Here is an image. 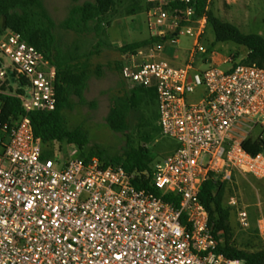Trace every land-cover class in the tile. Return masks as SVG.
I'll return each instance as SVG.
<instances>
[{"label": "built area", "instance_id": "built-area-1", "mask_svg": "<svg viewBox=\"0 0 264 264\" xmlns=\"http://www.w3.org/2000/svg\"><path fill=\"white\" fill-rule=\"evenodd\" d=\"M147 2L150 41L126 52L120 73L154 90L157 124L177 143L150 175L75 151L44 156L28 114L55 107L56 68L20 33L0 36V56L12 63L0 59V93L22 108L5 118L0 102V264H244L217 251L199 190L209 173L264 175V153L242 145L261 138L250 136L255 127L264 132V67L215 64L193 0ZM146 178L155 191L135 184ZM236 215L249 227L245 209ZM255 230L264 245L263 215Z\"/></svg>", "mask_w": 264, "mask_h": 264}, {"label": "rangeland", "instance_id": "rangeland-1", "mask_svg": "<svg viewBox=\"0 0 264 264\" xmlns=\"http://www.w3.org/2000/svg\"><path fill=\"white\" fill-rule=\"evenodd\" d=\"M84 0H77L82 3ZM41 7L33 6L31 22L49 33V56L60 53L64 66L74 70L83 69L87 75L81 97L70 95L71 106L64 110L68 127L81 126L87 133L89 143H96L108 154H121L126 134L134 147L147 150L150 166L161 162L177 143L161 133L157 124V100L142 97L126 116L124 133L111 130L106 124V116L117 96L129 93L132 84L120 73L119 65L125 61V54L117 50L124 44L147 37L145 7L147 0H114L112 8L103 16L100 29L90 26L88 32L66 28L63 21L73 0H40ZM213 14L221 21L236 25L242 32H256L264 37V0H207ZM8 30V29H7ZM181 46L188 45V37H180ZM203 44L213 51V61L217 65L239 62L246 55V48L234 42H214V34L207 26ZM92 51V52H90ZM57 52V53H58ZM45 54V53H44ZM46 56V54H45ZM51 57V58H53ZM3 64L12 67L9 58L0 56ZM226 61L227 63L225 64ZM264 132L257 126L250 133L252 138ZM42 152L50 151L48 157L64 158L77 147L56 141L41 145ZM264 153V152H263ZM231 192L225 196V204L231 207L227 233L219 234V242L246 250L264 247L255 230V219L264 216V175L255 178L235 172L229 179ZM229 197L235 203L228 204ZM245 209L250 225L242 228L238 224L236 212Z\"/></svg>", "mask_w": 264, "mask_h": 264}, {"label": "trees", "instance_id": "trees-1", "mask_svg": "<svg viewBox=\"0 0 264 264\" xmlns=\"http://www.w3.org/2000/svg\"><path fill=\"white\" fill-rule=\"evenodd\" d=\"M70 5L68 14L63 23L66 28H75L79 32H88L90 26L99 30L103 16L112 8L114 0H77ZM198 14L205 12L207 26L214 34V42L231 41L246 48V55L239 61L241 63L256 64L264 67V37L256 32H242L236 25L221 21L212 10L207 7V0H193ZM33 6L41 7L40 0H0V36L7 30L20 33L22 38L39 50H42L49 61L56 68L54 88L56 92V104L52 110L31 111L29 121L33 135L41 145L52 141L65 142L77 147V156L89 159L98 157L102 166L121 165L128 171H147L151 174L152 167L147 150L142 147H134L126 134L125 143L121 154H108L105 149L96 143H89L87 133L77 125L68 127L64 116V110L71 106L70 95L81 97V92L86 84L87 75L83 69L77 71L72 67L64 66L60 59V53L55 52V57L49 56L50 42L48 31L35 26L31 20ZM146 5L145 9L147 8ZM207 28V27H206ZM148 38L130 42L117 47L121 53L133 50L137 46L149 42ZM209 49V48H208ZM210 50V49H209ZM58 52V53H57ZM92 52V51H90ZM121 66L119 65V69ZM24 83V81H22ZM155 96L152 88H144L133 85L129 93L117 96L113 100L106 116L107 126L117 132L126 130V116L131 108L142 100V97L151 99ZM2 115L7 118H16L22 112L20 101L17 97L0 93ZM245 150L255 154L264 152V140L261 138L246 139L242 143ZM176 146H173L175 149ZM44 156H50V151L43 152ZM138 187H146L155 191L149 185V178L137 180ZM231 192L229 179H220L209 173L201 184L199 199L208 213V226L218 240L217 251L230 258L241 259L244 264H261L264 261V247L257 250H246L230 245L227 241L219 242V234L227 233L231 207L225 204V196ZM169 194L164 196L165 199Z\"/></svg>", "mask_w": 264, "mask_h": 264}, {"label": "water", "instance_id": "water-1", "mask_svg": "<svg viewBox=\"0 0 264 264\" xmlns=\"http://www.w3.org/2000/svg\"><path fill=\"white\" fill-rule=\"evenodd\" d=\"M7 73H8V75H9V77H10V81H11V83H13L15 77H14V73H13L12 69H11V68H7ZM21 86H24V85L21 84Z\"/></svg>", "mask_w": 264, "mask_h": 264}]
</instances>
